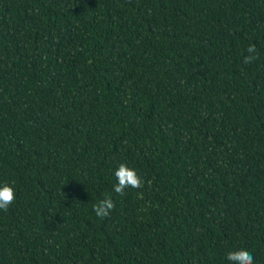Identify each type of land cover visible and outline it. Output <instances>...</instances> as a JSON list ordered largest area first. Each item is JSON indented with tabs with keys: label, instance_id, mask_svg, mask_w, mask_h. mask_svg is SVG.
<instances>
[{
	"label": "trees",
	"instance_id": "trees-1",
	"mask_svg": "<svg viewBox=\"0 0 264 264\" xmlns=\"http://www.w3.org/2000/svg\"><path fill=\"white\" fill-rule=\"evenodd\" d=\"M5 183L0 264H264V0H0Z\"/></svg>",
	"mask_w": 264,
	"mask_h": 264
},
{
	"label": "clouds",
	"instance_id": "clouds-1",
	"mask_svg": "<svg viewBox=\"0 0 264 264\" xmlns=\"http://www.w3.org/2000/svg\"><path fill=\"white\" fill-rule=\"evenodd\" d=\"M246 51L249 55L244 57V63L251 64L258 59L256 46L254 44H250ZM114 176L117 183L113 185V190L117 194L123 195L124 190L129 187L141 188L143 186V181L137 175L136 170L130 168L124 163H121L119 167L115 169ZM15 199V190L12 185L8 183L0 185V210L6 212ZM114 207L115 203L111 197H106L94 204L92 210L97 217L103 219L110 215V212L114 209ZM226 259L231 262V264H254V257L245 249L229 251L226 255Z\"/></svg>",
	"mask_w": 264,
	"mask_h": 264
}]
</instances>
